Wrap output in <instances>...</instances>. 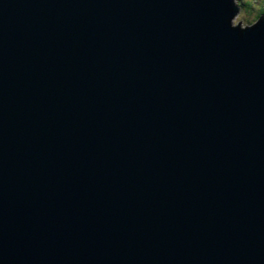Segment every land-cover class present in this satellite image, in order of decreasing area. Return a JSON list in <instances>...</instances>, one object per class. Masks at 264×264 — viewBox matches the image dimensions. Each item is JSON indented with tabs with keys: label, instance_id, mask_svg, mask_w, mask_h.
I'll return each instance as SVG.
<instances>
[{
	"label": "water",
	"instance_id": "water-1",
	"mask_svg": "<svg viewBox=\"0 0 264 264\" xmlns=\"http://www.w3.org/2000/svg\"><path fill=\"white\" fill-rule=\"evenodd\" d=\"M235 0H0V264H264V14Z\"/></svg>",
	"mask_w": 264,
	"mask_h": 264
},
{
	"label": "rangeland",
	"instance_id": "rangeland-1",
	"mask_svg": "<svg viewBox=\"0 0 264 264\" xmlns=\"http://www.w3.org/2000/svg\"><path fill=\"white\" fill-rule=\"evenodd\" d=\"M236 3H242L240 12L232 21V25L241 23L242 26H248L254 23L258 17L257 14L264 9V0H235ZM248 3V5L246 4Z\"/></svg>",
	"mask_w": 264,
	"mask_h": 264
},
{
	"label": "trees",
	"instance_id": "trees-1",
	"mask_svg": "<svg viewBox=\"0 0 264 264\" xmlns=\"http://www.w3.org/2000/svg\"><path fill=\"white\" fill-rule=\"evenodd\" d=\"M248 5V3H246ZM239 6H242V3L238 4ZM241 8V7H240ZM264 14V9H261V11L257 14L256 18Z\"/></svg>",
	"mask_w": 264,
	"mask_h": 264
},
{
	"label": "bare ground",
	"instance_id": "bare-ground-1",
	"mask_svg": "<svg viewBox=\"0 0 264 264\" xmlns=\"http://www.w3.org/2000/svg\"><path fill=\"white\" fill-rule=\"evenodd\" d=\"M253 23H251L250 25H252Z\"/></svg>",
	"mask_w": 264,
	"mask_h": 264
}]
</instances>
